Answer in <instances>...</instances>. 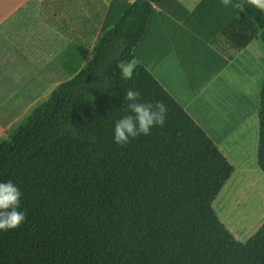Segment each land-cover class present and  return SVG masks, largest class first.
Returning a JSON list of instances; mask_svg holds the SVG:
<instances>
[{
	"label": "trees",
	"instance_id": "obj_1",
	"mask_svg": "<svg viewBox=\"0 0 264 264\" xmlns=\"http://www.w3.org/2000/svg\"><path fill=\"white\" fill-rule=\"evenodd\" d=\"M163 2L113 0L85 68L0 141V182L20 189L26 213L0 230V264H264V223L240 243L212 209L233 172L214 142L145 67L119 75ZM237 10L207 40L227 58L264 44V12ZM128 89L168 111L163 127L120 147ZM257 165L264 172V80Z\"/></svg>",
	"mask_w": 264,
	"mask_h": 264
},
{
	"label": "crops",
	"instance_id": "obj_2",
	"mask_svg": "<svg viewBox=\"0 0 264 264\" xmlns=\"http://www.w3.org/2000/svg\"><path fill=\"white\" fill-rule=\"evenodd\" d=\"M112 1L0 0V141L85 68ZM238 15L221 0H164L134 50L140 46L138 65L149 73L162 67L184 78L168 91L233 167L212 202L223 211H213L245 243L264 223L257 165L264 44L256 38L227 58L207 42Z\"/></svg>",
	"mask_w": 264,
	"mask_h": 264
},
{
	"label": "clouds",
	"instance_id": "obj_3",
	"mask_svg": "<svg viewBox=\"0 0 264 264\" xmlns=\"http://www.w3.org/2000/svg\"><path fill=\"white\" fill-rule=\"evenodd\" d=\"M224 7L237 9L252 8L264 12V0H221ZM139 61L132 59L120 61L117 64L122 80H130ZM140 92L126 90L124 100L126 115H123L114 124L113 143L120 147L126 146L130 140L151 134L154 127H163L167 117V107L162 101L144 103L140 101ZM20 189L11 181L0 182V230L8 231L18 228L26 220V213L19 210L21 207Z\"/></svg>",
	"mask_w": 264,
	"mask_h": 264
},
{
	"label": "rangeland",
	"instance_id": "obj_4",
	"mask_svg": "<svg viewBox=\"0 0 264 264\" xmlns=\"http://www.w3.org/2000/svg\"><path fill=\"white\" fill-rule=\"evenodd\" d=\"M139 47L134 50V59H136V60H138V58H139ZM157 68L158 69H156V70H155V68L149 69V71L152 74V76L162 85V87L169 94H170V91H168V89L172 90V87L173 88L176 87L178 89L179 86H182V87L185 86V84H184L185 80L182 76H180V75L176 76L170 70L166 71V68L165 69H162V67H157ZM156 74H158V75H156ZM157 76H159L161 78V80L158 79L159 77H157ZM162 81H163V83H162ZM173 98H175V97H173ZM223 206L224 205L218 199L212 204L213 210L217 213L223 211ZM227 209H228V206H226V208H224L225 211Z\"/></svg>",
	"mask_w": 264,
	"mask_h": 264
}]
</instances>
